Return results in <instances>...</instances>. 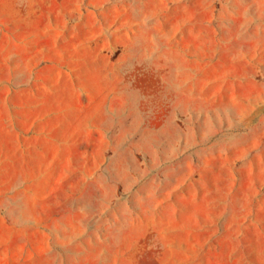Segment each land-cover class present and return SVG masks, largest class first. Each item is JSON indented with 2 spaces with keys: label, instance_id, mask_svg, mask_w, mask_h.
Returning <instances> with one entry per match:
<instances>
[{
  "label": "rangeland",
  "instance_id": "1",
  "mask_svg": "<svg viewBox=\"0 0 264 264\" xmlns=\"http://www.w3.org/2000/svg\"><path fill=\"white\" fill-rule=\"evenodd\" d=\"M0 264H264V0H0Z\"/></svg>",
  "mask_w": 264,
  "mask_h": 264
}]
</instances>
